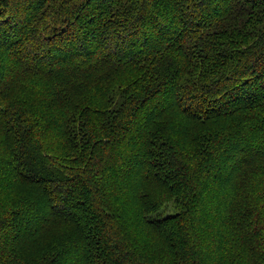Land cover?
Here are the masks:
<instances>
[{"label": "trees", "instance_id": "16d2710c", "mask_svg": "<svg viewBox=\"0 0 264 264\" xmlns=\"http://www.w3.org/2000/svg\"><path fill=\"white\" fill-rule=\"evenodd\" d=\"M0 264H264V0H0Z\"/></svg>", "mask_w": 264, "mask_h": 264}, {"label": "rangeland", "instance_id": "374dc122", "mask_svg": "<svg viewBox=\"0 0 264 264\" xmlns=\"http://www.w3.org/2000/svg\"><path fill=\"white\" fill-rule=\"evenodd\" d=\"M166 211H173V212H175L176 210H173V209H170V208H167V209H165ZM145 218H146V216H145ZM140 229H141V231H143L144 230V228H143V224H141V225H139L137 228H136V234H138V236L141 238V239H145V240H148L150 243H151V245H150V247H153V241L152 240H150V238H149V236L147 235V234H141V231H140Z\"/></svg>", "mask_w": 264, "mask_h": 264}]
</instances>
